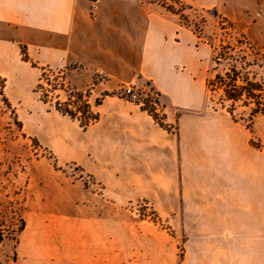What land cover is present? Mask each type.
I'll use <instances>...</instances> for the list:
<instances>
[{"label": "crops", "instance_id": "1", "mask_svg": "<svg viewBox=\"0 0 264 264\" xmlns=\"http://www.w3.org/2000/svg\"><path fill=\"white\" fill-rule=\"evenodd\" d=\"M180 1L264 44V0ZM20 46L76 65V90L95 83L103 98L90 101L98 120L87 129L48 113L44 143L56 164L91 183L42 194L17 264H264V163L246 158L234 121L208 110L207 44L178 14L146 0H0V47ZM138 80L161 94L163 126L116 96ZM106 194L147 200L179 232L110 215Z\"/></svg>", "mask_w": 264, "mask_h": 264}, {"label": "rangeland", "instance_id": "2", "mask_svg": "<svg viewBox=\"0 0 264 264\" xmlns=\"http://www.w3.org/2000/svg\"><path fill=\"white\" fill-rule=\"evenodd\" d=\"M146 1L167 10L176 9L181 22L204 38L209 53L207 82L215 80L217 75L225 77V74H229L230 78L239 77V85L248 80L260 84L264 89V44L252 40L238 25L219 16L215 10H192V6L182 5L180 0ZM216 58L218 62H215ZM75 67L74 64L46 62L22 46L12 49L0 47V81L5 86L2 89L4 95H0V190L17 203L18 209H22L25 221L41 216L33 211V206H44L41 197L44 192L51 193L53 187L60 184L79 183L81 187L88 188L91 183L90 178L76 166L57 165L51 150L44 143L48 113L59 112L73 121H79L65 113L72 94H82V102L84 96L95 105L102 101L101 96L94 98L95 83L85 93L76 90L70 79ZM99 79L96 76L95 82ZM137 82L139 84V80ZM225 83L229 84L228 78ZM225 88V85H216L209 89L206 84L208 110L219 112L234 121L248 141L246 158L264 163V116L258 115L252 120L250 113L255 105L246 103L245 99L236 104L226 101ZM231 108L235 109V120L224 110ZM106 196L110 208H115H111L110 215L125 216L159 233L179 232L180 226L169 225L167 220L164 222L162 212L147 200L118 199L111 194ZM177 215H180L179 211ZM13 246V243H7L0 255L2 264H11Z\"/></svg>", "mask_w": 264, "mask_h": 264}, {"label": "trees", "instance_id": "3", "mask_svg": "<svg viewBox=\"0 0 264 264\" xmlns=\"http://www.w3.org/2000/svg\"><path fill=\"white\" fill-rule=\"evenodd\" d=\"M175 1V0H174ZM179 1V0H176ZM179 3V2H176ZM184 5L182 2H180ZM170 12L178 14L176 9L168 8ZM188 26L187 24H184ZM215 62H218V59H215ZM229 79V84L225 83V79ZM239 77L235 76L230 78L229 74H225V77L217 75L215 80H208L207 87L211 89L216 87V85H225L224 98L226 101L236 104L243 99L248 102H252L255 105V108L251 110L250 117L253 120L258 115L264 116V89L263 87L254 82L245 80L243 85H239ZM0 95L3 94L4 82L0 81ZM77 99L75 102H71L67 105L65 113L67 116H70L73 119L79 120L80 127L87 129L91 124L95 123L98 120V116L92 111V107L89 102H82V94L76 93ZM7 103L8 99L5 98ZM100 102L98 101L96 105ZM234 120H235V109H224ZM84 117V119H79ZM156 122L160 125H164L163 122L158 121L155 118ZM78 121V122H79ZM17 203L14 200H11V197L5 194L0 190V255L2 254L4 248L8 242L14 244L13 246V256L10 258L11 264L17 263V248L20 244V237L25 230L26 222L23 217L22 209L17 208ZM0 264H2L0 262Z\"/></svg>", "mask_w": 264, "mask_h": 264}, {"label": "built area", "instance_id": "4", "mask_svg": "<svg viewBox=\"0 0 264 264\" xmlns=\"http://www.w3.org/2000/svg\"><path fill=\"white\" fill-rule=\"evenodd\" d=\"M74 93V92H72ZM119 98L126 100L128 102L134 103L142 110L148 112L154 119L163 122V102L160 93L155 91L150 84H145L143 86L139 85L138 82L135 84H129L120 88L116 94ZM77 94L71 95V101L75 102ZM83 102H89L87 97L84 96Z\"/></svg>", "mask_w": 264, "mask_h": 264}]
</instances>
